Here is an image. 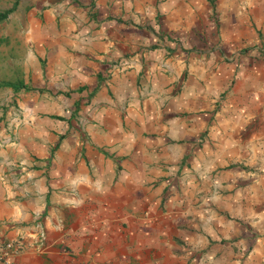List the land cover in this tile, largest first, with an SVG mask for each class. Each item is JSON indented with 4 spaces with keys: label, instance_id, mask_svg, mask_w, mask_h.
Instances as JSON below:
<instances>
[{
    "label": "crops",
    "instance_id": "0c3cea01",
    "mask_svg": "<svg viewBox=\"0 0 264 264\" xmlns=\"http://www.w3.org/2000/svg\"><path fill=\"white\" fill-rule=\"evenodd\" d=\"M61 1V24L69 29L50 49L51 71L63 75L64 87L98 85L96 100L110 81L119 97L130 101L123 119L107 120L112 131L108 138L115 141L111 153L121 158L118 178L113 181L111 159L98 156L96 163L109 170L101 173L106 182L98 187L112 200V190L104 189H119L116 205L123 191L132 198L129 206H123L135 208L140 203L139 210L155 195L157 203L148 212H139L146 215L142 222L149 219L147 232L152 233L143 241L155 250L141 262L264 264V97L255 92L264 76V17L256 16L257 5L244 24L248 30L231 18L232 29L209 36L203 13L212 7L210 0H185L183 6L165 1L160 11L173 12L155 27L170 39L149 47L145 42H151L153 30L138 20L106 19L98 28L87 26L81 36L70 31L80 22H74L77 4L108 3L118 17L121 10L139 11L146 0ZM252 2L264 4V0ZM236 7L240 8L239 2ZM87 24L94 22L89 19ZM257 29L263 34L258 36ZM241 30L260 47L258 53L251 52L258 57L253 67L226 61L244 39ZM146 105H155L153 114L146 115ZM124 125L129 126L128 133ZM62 146L57 157L71 150ZM13 150L0 148V264H66L64 233L73 228H64L69 216L46 208L45 165L36 170L26 159L17 167ZM59 168L56 180L63 183L66 167L60 162ZM169 181L175 186L168 195V208L162 211L157 206ZM73 184L81 202V188L89 185L77 184L76 179ZM6 242L11 243L8 249ZM118 248L124 254L123 247ZM112 253L118 252L112 249Z\"/></svg>",
    "mask_w": 264,
    "mask_h": 264
},
{
    "label": "rangeland",
    "instance_id": "374dc122",
    "mask_svg": "<svg viewBox=\"0 0 264 264\" xmlns=\"http://www.w3.org/2000/svg\"><path fill=\"white\" fill-rule=\"evenodd\" d=\"M165 1L181 6L185 2L152 0L150 3V0H146L139 11L133 10V13L126 14L121 10L118 17L108 7V3L94 4V1L90 4L80 3L76 8L79 20H72L80 22L77 25L75 23L76 26L70 31L81 36L85 35L84 30L87 26L90 30L98 28L106 19H115L118 22L138 20L142 27L153 30L151 42L146 41V45L144 44L151 47L157 45V41L170 39L169 36L158 33L155 27V23L164 19V15L166 17L168 12H171L170 14L173 12L165 9L160 11ZM58 2L60 3L55 4ZM237 2L240 3V8L236 7ZM62 4L61 0H0V14L4 15L0 19V83L4 81L11 83L0 86V148L8 146L14 149V157L19 164L17 167L25 165L26 159L30 162L29 166L36 170L42 168V164L45 165L46 208L55 212L63 210L69 216L64 228L73 227L64 233L66 264L77 261L84 264H163L154 263L153 260L141 262L145 258L142 256L152 255L155 250L151 243L143 241V237L146 238L152 233L147 232L149 219L146 218L145 222H142L146 215L141 216L139 212L146 213L154 202L157 203L154 200L155 195L151 197L153 203L152 200L145 201L144 209L139 210L140 203L135 208L126 207L130 205L129 201L132 199L128 198L126 191H123L124 197L121 202L119 201L120 204L116 205L114 198L118 200L116 193L119 189L113 187L104 189L112 190L113 202L112 197L98 187L106 182L105 179H101V173L109 171L100 168V164L96 163L98 156L113 161V170L116 172L113 181L118 178V173L122 169L119 155L111 153L115 141L108 138L112 131L108 130L107 120L123 119L129 107L127 103L130 101H124L123 96L119 97L120 93H117L116 88L108 84L110 81L102 88L96 100L95 92L98 85L90 84L89 89L86 85L64 87L63 75H56L55 71L52 72L50 69L52 68L50 49L58 44L54 42L57 37L69 29L68 24H61L64 19ZM210 5L212 7L209 12L207 11L208 14L203 13L209 36L219 29L222 31H226L228 27L229 30L232 29L231 18L240 24L241 29L248 30L244 24L247 23L256 5L258 12L256 16L264 17V4L259 5L252 0H225L223 4L220 0H210ZM82 17L85 21L81 20ZM89 19L93 20L94 25H86ZM252 19L251 25L254 24ZM256 31L259 33L258 36L263 34L262 30ZM241 34L244 35V39L236 52L226 58V61H234L239 65L248 62V65L253 67L258 58L254 53H258L256 49L260 47L252 45L254 38L247 37V32L241 30ZM117 60H120L119 57ZM262 73L264 74V71H261ZM255 92L258 97H264L258 88ZM154 106L143 107L146 115L154 113ZM128 128V125H124V131L127 133ZM130 139L133 142L136 140ZM61 146L62 150L71 146V150L57 157ZM60 162L65 165L67 171L63 183L62 180H56V173H60ZM86 174L89 175L90 182L86 180ZM73 179H76L77 184L89 185L88 188L95 191L91 194L89 189L82 187V201L79 202L81 193L74 187ZM155 185L145 187L152 189ZM169 185L164 186L157 206L162 211L168 208V195L175 186L171 181ZM177 200L180 201V198ZM181 203L187 205L184 200ZM136 210L138 213H135ZM209 224L214 225L215 222L210 221ZM130 238L134 239L131 241ZM118 247L120 249L123 247L124 254H121L122 249L119 252ZM112 249H116L118 253L113 255ZM164 256L165 253L160 258L163 260ZM180 264L188 263L184 260Z\"/></svg>",
    "mask_w": 264,
    "mask_h": 264
},
{
    "label": "built area",
    "instance_id": "2783aa9c",
    "mask_svg": "<svg viewBox=\"0 0 264 264\" xmlns=\"http://www.w3.org/2000/svg\"><path fill=\"white\" fill-rule=\"evenodd\" d=\"M260 91L264 94V76L262 77V79L260 81ZM4 245H5L6 249H8L11 246V243L6 242Z\"/></svg>",
    "mask_w": 264,
    "mask_h": 264
},
{
    "label": "trees",
    "instance_id": "16d2710c",
    "mask_svg": "<svg viewBox=\"0 0 264 264\" xmlns=\"http://www.w3.org/2000/svg\"><path fill=\"white\" fill-rule=\"evenodd\" d=\"M2 17H4V15L0 14V19H1ZM9 84H11V83L4 81V82L0 83V86H3V85H9Z\"/></svg>",
    "mask_w": 264,
    "mask_h": 264
}]
</instances>
